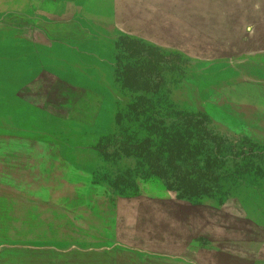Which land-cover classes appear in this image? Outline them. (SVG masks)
<instances>
[{"label": "rangeland", "instance_id": "obj_1", "mask_svg": "<svg viewBox=\"0 0 264 264\" xmlns=\"http://www.w3.org/2000/svg\"><path fill=\"white\" fill-rule=\"evenodd\" d=\"M152 49L160 63L136 91L128 68ZM143 94L223 145L208 143L203 193L141 179L111 208L98 189L117 192L112 156L114 172H142L130 146L153 135L124 116ZM170 114L155 124L186 129ZM71 209L84 238L58 217ZM222 245L264 264V0H0V264H111L121 249L122 264H246Z\"/></svg>", "mask_w": 264, "mask_h": 264}, {"label": "trees", "instance_id": "obj_2", "mask_svg": "<svg viewBox=\"0 0 264 264\" xmlns=\"http://www.w3.org/2000/svg\"><path fill=\"white\" fill-rule=\"evenodd\" d=\"M125 47L127 52L136 57H138L144 49L143 45L135 41L126 42ZM160 60L161 56L156 53L155 49H152L148 52V58L145 60L147 63L144 66L138 65L128 68V73L130 75L128 82L132 89L134 88L136 91H149L148 86L151 82V74L155 73V66L160 63ZM148 96V94H143L133 104L129 103L128 106L125 107L130 111L129 113L122 111L125 113L124 116L128 115L134 119V121L143 122L144 127L149 128L152 131L151 134H153L136 146H130V148L135 149L137 152L140 150L142 154H146L143 157L140 155L138 156L141 158L137 166H141L142 172H139V170L135 173L134 171L120 172V170L114 172L113 169L114 167L116 168L117 162H121L122 156L118 154L112 156L113 159L111 163L113 165H111L113 167H111V170L110 167L107 169L110 171V176L115 177L114 179L117 183L115 188L117 192L113 194L118 198L126 199L138 197L141 195L139 180L153 178L165 179L168 188L172 189L176 187L182 194L191 197L197 196L198 193H203L207 190V185L200 184L205 176H201V174L204 173L209 175L208 173L210 171L212 175V163L214 164L215 161H218L217 153H215L213 160L211 156L206 155L208 143L213 140V135L207 130L204 120H195V116L193 117L187 113L183 114V112H179L175 106L173 107L171 104L165 103V106L162 107L155 101H152V97L150 98ZM171 111L176 117L184 120L183 124L186 129L181 125H172V127L166 126L161 129L155 124V121L164 123V119L170 117L169 114ZM156 115L160 120H154ZM212 142L216 144L217 147L223 145L221 142ZM246 142H248L247 139ZM188 160H195L197 162L201 160L205 164L197 163V166H195L196 173L193 175L191 172H182L179 169L180 163ZM162 161L165 163L162 164ZM169 174L170 176H168ZM227 253L229 254L230 252ZM145 264L149 263L146 261Z\"/></svg>", "mask_w": 264, "mask_h": 264}, {"label": "water", "instance_id": "obj_3", "mask_svg": "<svg viewBox=\"0 0 264 264\" xmlns=\"http://www.w3.org/2000/svg\"><path fill=\"white\" fill-rule=\"evenodd\" d=\"M98 192L106 199V202L108 203L109 207L114 208L117 206L122 198H118L116 195L113 193H110L107 191L105 186H100L98 189ZM56 212H60L59 210H56ZM73 210H68V213H63L64 216H58L61 217V219L70 227L71 229V239H79V238H84L88 235V232L81 227L76 221L77 217L76 216H71L73 213ZM61 213V212H60ZM99 239L103 244H113V240H115V234H113L108 227H106V230L103 233L98 234ZM136 245V246H135ZM134 246L137 247L138 244H135ZM114 246V244H113ZM113 246H111L113 248ZM222 248L225 250L224 254L227 255L228 258L234 259L237 262H240L242 260L245 261L246 264H255V258L257 255L249 250H246L245 248H242L241 246H231L227 247V245H222ZM220 251L222 249H219ZM227 252H230L229 254ZM114 254L115 258L111 262V264H122L123 259H120V255L122 257H126L128 252L124 249L121 250H114L111 252ZM149 264H152V262L147 261ZM154 264V263H153ZM158 264H165L163 263H158Z\"/></svg>", "mask_w": 264, "mask_h": 264}, {"label": "crops", "instance_id": "obj_4", "mask_svg": "<svg viewBox=\"0 0 264 264\" xmlns=\"http://www.w3.org/2000/svg\"><path fill=\"white\" fill-rule=\"evenodd\" d=\"M49 188H51V187H49ZM61 214H63V213H61Z\"/></svg>", "mask_w": 264, "mask_h": 264}]
</instances>
